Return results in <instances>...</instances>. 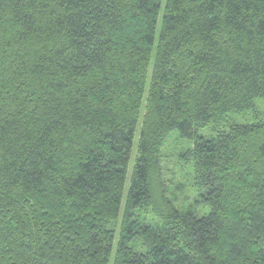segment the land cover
<instances>
[{
    "label": "trees",
    "instance_id": "obj_1",
    "mask_svg": "<svg viewBox=\"0 0 264 264\" xmlns=\"http://www.w3.org/2000/svg\"><path fill=\"white\" fill-rule=\"evenodd\" d=\"M257 100L264 0H0V264H264Z\"/></svg>",
    "mask_w": 264,
    "mask_h": 264
},
{
    "label": "rangeland",
    "instance_id": "obj_2",
    "mask_svg": "<svg viewBox=\"0 0 264 264\" xmlns=\"http://www.w3.org/2000/svg\"><path fill=\"white\" fill-rule=\"evenodd\" d=\"M166 2V0H164ZM160 28L157 31V42L159 40L160 35ZM226 124L228 123H235V124H255L264 122V100H257L256 105L251 110L247 111L243 114H230L226 118ZM226 126V125H225ZM213 127L202 131V135L205 137H210L212 135H216L214 131H212ZM219 129L221 126H219ZM176 136H173L174 138H171L168 141V144H166L164 150H163V166L166 173V179L167 180H173L176 183L182 182L186 186V193L188 196H190V200L185 203L186 207L192 206L194 204V199L197 197V192L195 191L193 187V163L190 160H185L182 155L183 153L188 149L189 143H186L184 140L179 139L177 137L178 134H173ZM135 152H136V146L133 154V158L130 164V174H129V183H130V177H131V171L133 166V161L135 158ZM166 165V166H165ZM178 193V191H177ZM127 195V191L125 192V198ZM184 195L182 196V198ZM194 210L196 213L201 216L205 217L211 212V208L207 205H197L195 206ZM147 219L150 218V216H146ZM145 218V219H146ZM141 219L144 221V217L142 216ZM114 262V256L112 258L111 264Z\"/></svg>",
    "mask_w": 264,
    "mask_h": 264
}]
</instances>
